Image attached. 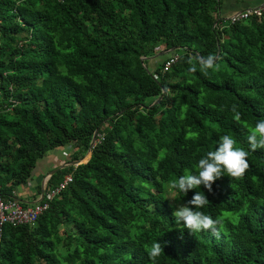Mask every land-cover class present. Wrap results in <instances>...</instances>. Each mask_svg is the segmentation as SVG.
Returning a JSON list of instances; mask_svg holds the SVG:
<instances>
[{
  "label": "trees",
  "instance_id": "1",
  "mask_svg": "<svg viewBox=\"0 0 264 264\" xmlns=\"http://www.w3.org/2000/svg\"><path fill=\"white\" fill-rule=\"evenodd\" d=\"M218 6L0 0V194L26 183L47 150L84 149L68 157L80 163L54 167L46 187L71 181L34 222L1 224L0 264H152L153 241L164 250L156 264H264V149L247 140L264 119V13L229 23ZM157 44L174 50L149 71ZM209 54L218 71L189 70V56ZM96 128L102 139L83 158ZM225 134L248 151L249 167L225 173L212 192L171 189L184 203L203 191L210 202L197 210L224 220L218 234L191 233L176 224L166 187L196 173ZM63 222L72 226L64 244Z\"/></svg>",
  "mask_w": 264,
  "mask_h": 264
},
{
  "label": "clouds",
  "instance_id": "2",
  "mask_svg": "<svg viewBox=\"0 0 264 264\" xmlns=\"http://www.w3.org/2000/svg\"><path fill=\"white\" fill-rule=\"evenodd\" d=\"M187 63L190 65V71L199 70L205 75H209V69L219 70L217 57L209 54L206 57L189 56ZM234 119H240V113L237 106H232ZM248 143L253 151L264 149V119L257 120L254 126L248 128ZM249 153L243 147H238L236 141L230 135H222L217 141L214 150H209L194 165L196 173L186 172L185 174L169 182V189H175L187 194L190 189H198L203 185L208 192H212L213 183L227 173L229 177H240L244 175L249 167ZM209 199L203 191H197L193 197L186 203H177L172 213L176 224H183L191 233L201 231H212L218 234L219 227L224 223L222 217L213 218L205 214L201 209L209 204ZM189 205L194 206L189 207ZM150 261L156 264L157 258L164 252L162 244L159 241H153L149 247H146Z\"/></svg>",
  "mask_w": 264,
  "mask_h": 264
},
{
  "label": "built area",
  "instance_id": "3",
  "mask_svg": "<svg viewBox=\"0 0 264 264\" xmlns=\"http://www.w3.org/2000/svg\"><path fill=\"white\" fill-rule=\"evenodd\" d=\"M264 13V0H261L255 5L248 6L244 9L232 12L224 18L229 23L247 19L251 16L259 17ZM177 54H172L168 57L166 61L163 62L161 67V72L165 71L171 63L175 61ZM102 137L100 136L97 140L94 138L91 142L90 148L95 142H98ZM72 161H67L58 167H63L69 164L75 165V163H70ZM35 167V166H34ZM32 168L33 173L39 170L35 167ZM54 169V168H53ZM30 172V176L32 173ZM43 175V179L37 185V197L32 201L28 200V196L23 194V191H27L31 185L30 179L26 183L17 185L10 192V196L4 198L0 194V226L1 224L7 223L12 226L19 224H30L35 221L37 216L41 214L48 207V200H50L62 187H64L68 182L71 181V176L69 174H64L62 179L53 187H46L45 182L48 178L49 172ZM42 178V177H41ZM21 189L18 191V189Z\"/></svg>",
  "mask_w": 264,
  "mask_h": 264
},
{
  "label": "rangeland",
  "instance_id": "4",
  "mask_svg": "<svg viewBox=\"0 0 264 264\" xmlns=\"http://www.w3.org/2000/svg\"><path fill=\"white\" fill-rule=\"evenodd\" d=\"M156 47L159 49H156L157 52L155 53V55H153L152 57L147 59L148 60L147 61L148 62L147 69L149 71H152V68L155 65V63L160 60L161 57H158V56L160 54L165 55L167 53V51H159L160 49H162V44H160V45L157 44ZM141 59H142V57H141ZM72 152H74V154H76L78 156L80 153L84 152V149L79 147L77 142L71 141V142H68L64 145L57 146V147H54L52 149L47 150L45 152V154L40 159H37V161L35 162L34 166H38L36 164H39V166H38L39 170H36L34 173L32 170L30 178L36 177V179L38 181H40L42 174H44L46 172V170H44V168H42L41 163H45V162L50 161V165L47 166L48 172H50L54 167H58L61 164H64L65 162L69 161L68 157H70V154H72ZM85 153H86V151H85ZM85 153H84V155H85ZM84 157L85 156H83V158ZM165 196L169 200V202L173 205V211H174V208H175L177 203H184L183 201H181L177 197L175 191L169 189V187H166ZM71 227L72 226L68 222H63L62 224H60L58 226V230H59L58 232L60 234H62L61 236H63V242H62L63 244L65 243V237H64V234L61 233L62 229H67V228L71 229Z\"/></svg>",
  "mask_w": 264,
  "mask_h": 264
},
{
  "label": "crops",
  "instance_id": "5",
  "mask_svg": "<svg viewBox=\"0 0 264 264\" xmlns=\"http://www.w3.org/2000/svg\"><path fill=\"white\" fill-rule=\"evenodd\" d=\"M261 0H219V6H218V16L222 19L226 18V16L232 12L241 10L242 8L251 6V5H255L258 2H260ZM44 160V159H43ZM39 166V164H36ZM48 165H50V161L49 162H45V163H41L42 168H44V170H46V172H48ZM38 166H35L38 169ZM34 167V170H35ZM42 174V178L40 179V181H38L36 179V177L34 178H29L31 181V185L29 186L27 191H23V194H25V196L29 194V196L27 197L29 201H32L33 199H35L37 197V184L39 182L42 181L43 179V175L47 174V173ZM21 189L19 188L18 191H20Z\"/></svg>",
  "mask_w": 264,
  "mask_h": 264
},
{
  "label": "water",
  "instance_id": "6",
  "mask_svg": "<svg viewBox=\"0 0 264 264\" xmlns=\"http://www.w3.org/2000/svg\"><path fill=\"white\" fill-rule=\"evenodd\" d=\"M245 8H246V7H245ZM242 9H244V8H242ZM168 50L170 51V50H174V49H173V48H169V49L164 50V51H168ZM156 101H157V100H155L154 103H156ZM96 131H97V128L94 129V131L92 132V135H91V138H90V142H89L88 148H87L86 153H85L84 156H87L88 153H89L90 145H91V142L93 141V139H94V137H95ZM80 162H81V160H77V161H72V162H70V163L78 164V163H80ZM61 167H62V166H61ZM53 172H54V169H52V170L49 172L48 175H50V174L53 173Z\"/></svg>",
  "mask_w": 264,
  "mask_h": 264
}]
</instances>
